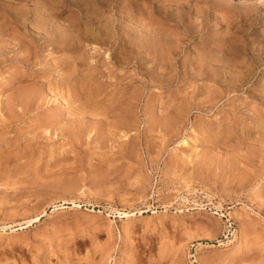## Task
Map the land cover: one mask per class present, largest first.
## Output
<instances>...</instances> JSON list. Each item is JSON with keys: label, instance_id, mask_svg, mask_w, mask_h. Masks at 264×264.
Masks as SVG:
<instances>
[{"label": "rangeland", "instance_id": "obj_1", "mask_svg": "<svg viewBox=\"0 0 264 264\" xmlns=\"http://www.w3.org/2000/svg\"><path fill=\"white\" fill-rule=\"evenodd\" d=\"M0 264H264V0H0Z\"/></svg>", "mask_w": 264, "mask_h": 264}, {"label": "bare ground", "instance_id": "obj_2", "mask_svg": "<svg viewBox=\"0 0 264 264\" xmlns=\"http://www.w3.org/2000/svg\"><path fill=\"white\" fill-rule=\"evenodd\" d=\"M128 215V214H127Z\"/></svg>", "mask_w": 264, "mask_h": 264}]
</instances>
